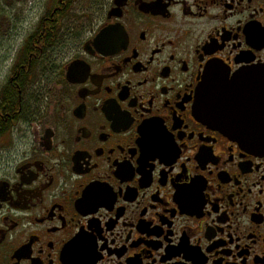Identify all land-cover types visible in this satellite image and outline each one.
<instances>
[{
    "label": "flooded vegetation",
    "instance_id": "flooded-vegetation-1",
    "mask_svg": "<svg viewBox=\"0 0 264 264\" xmlns=\"http://www.w3.org/2000/svg\"><path fill=\"white\" fill-rule=\"evenodd\" d=\"M76 4L35 24L68 38L44 102L40 58L0 89V264H264V149L197 110L216 64L233 115L264 116L238 78L264 69V0H99L81 24Z\"/></svg>",
    "mask_w": 264,
    "mask_h": 264
},
{
    "label": "rangeland",
    "instance_id": "rangeland-1",
    "mask_svg": "<svg viewBox=\"0 0 264 264\" xmlns=\"http://www.w3.org/2000/svg\"><path fill=\"white\" fill-rule=\"evenodd\" d=\"M98 1L77 0L75 8L79 10L78 13L74 12L72 20L76 18V22L81 24L86 16L91 19L93 15H97ZM50 5L51 0H0V89L8 81L18 58L17 55L33 33L38 17L42 16ZM72 23L71 21L70 24H67L71 29ZM70 32L71 30L66 31L67 34ZM67 39L64 38L63 41L60 39L59 51H52L48 56L41 57L34 68L35 73L31 78V81L34 82L30 83V89L25 95V100L30 105L35 96L39 99V95L40 102H44V97L53 84L55 68L62 65L68 57V55L65 57L60 55L61 48L64 47Z\"/></svg>",
    "mask_w": 264,
    "mask_h": 264
},
{
    "label": "water",
    "instance_id": "water-1",
    "mask_svg": "<svg viewBox=\"0 0 264 264\" xmlns=\"http://www.w3.org/2000/svg\"><path fill=\"white\" fill-rule=\"evenodd\" d=\"M223 72L224 69L216 64L209 66L204 83L200 87L201 97L203 100L197 103L199 115L205 122L218 128L223 133L233 137L234 139H237L240 143L254 149H264V116H260V118L254 123L248 120V116H234L229 108V92H217L214 90V87L218 86L216 81L219 80V78L214 75H220ZM238 78H254L258 80L254 109L259 110V112L263 115L264 69L244 70L240 73ZM246 95L248 96L247 92ZM236 120L242 123L235 124L234 122Z\"/></svg>",
    "mask_w": 264,
    "mask_h": 264
},
{
    "label": "trees",
    "instance_id": "trees-1",
    "mask_svg": "<svg viewBox=\"0 0 264 264\" xmlns=\"http://www.w3.org/2000/svg\"><path fill=\"white\" fill-rule=\"evenodd\" d=\"M58 25L52 23L51 20H48L47 22H41V25L39 29H36L31 33L29 39L25 42L22 49L19 51L17 57L18 61L14 64L13 69L14 71L21 70L24 72V79L26 81V84L29 80V70H27V66L30 63H35L37 58H43L45 56H48V54L52 53V51H59L60 47V39L58 35ZM80 33V30L75 32L74 35H78ZM36 43V46H35ZM38 44V47H37ZM63 47L61 48V50ZM23 66L25 69H23ZM58 67L55 68L57 70ZM8 91H6V97L7 95L10 96L9 101L16 105L15 109H17L19 105V94L16 89H12L10 87Z\"/></svg>",
    "mask_w": 264,
    "mask_h": 264
}]
</instances>
